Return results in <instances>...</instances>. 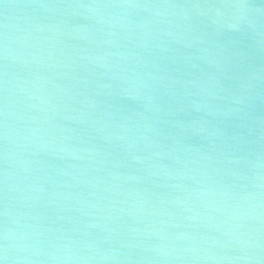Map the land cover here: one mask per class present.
<instances>
[{
	"label": "water",
	"instance_id": "1",
	"mask_svg": "<svg viewBox=\"0 0 264 264\" xmlns=\"http://www.w3.org/2000/svg\"><path fill=\"white\" fill-rule=\"evenodd\" d=\"M0 264H264V0H0Z\"/></svg>",
	"mask_w": 264,
	"mask_h": 264
}]
</instances>
